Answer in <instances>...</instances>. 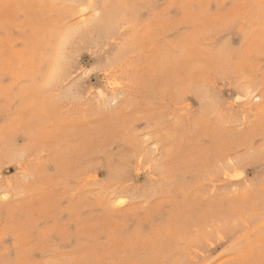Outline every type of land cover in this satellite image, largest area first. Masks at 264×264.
<instances>
[{"label": "rangeland", "instance_id": "1", "mask_svg": "<svg viewBox=\"0 0 264 264\" xmlns=\"http://www.w3.org/2000/svg\"><path fill=\"white\" fill-rule=\"evenodd\" d=\"M0 264H264V0H0Z\"/></svg>", "mask_w": 264, "mask_h": 264}, {"label": "snow or ice", "instance_id": "2", "mask_svg": "<svg viewBox=\"0 0 264 264\" xmlns=\"http://www.w3.org/2000/svg\"><path fill=\"white\" fill-rule=\"evenodd\" d=\"M62 39L64 40L70 39V34H66Z\"/></svg>", "mask_w": 264, "mask_h": 264}, {"label": "bare ground", "instance_id": "3", "mask_svg": "<svg viewBox=\"0 0 264 264\" xmlns=\"http://www.w3.org/2000/svg\"><path fill=\"white\" fill-rule=\"evenodd\" d=\"M120 195V194H119ZM122 196V195H121ZM119 197V196H118ZM123 197V196H122ZM117 198V197H116Z\"/></svg>", "mask_w": 264, "mask_h": 264}]
</instances>
